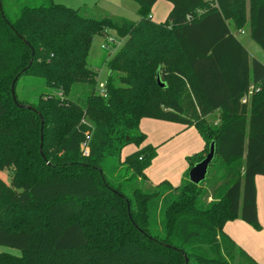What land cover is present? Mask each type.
Listing matches in <instances>:
<instances>
[{
    "label": "trees",
    "instance_id": "trees-1",
    "mask_svg": "<svg viewBox=\"0 0 264 264\" xmlns=\"http://www.w3.org/2000/svg\"><path fill=\"white\" fill-rule=\"evenodd\" d=\"M135 1L137 20L52 0L11 13L0 0V170L10 176L0 177V245L20 250L1 252L0 264H185L184 255L214 264L234 250L241 264H259L223 225L240 217L259 227L264 62L250 59L230 22L237 31L249 22L264 50V0H166L172 8L159 23L150 17L156 0ZM108 30L123 43L106 60L101 93L87 57ZM24 76L25 87L32 77L48 89L19 95ZM142 118L197 129L205 148L188 170L214 141L205 179L194 184L187 170L177 185L148 183L156 147L140 146ZM129 143L137 149L121 159Z\"/></svg>",
    "mask_w": 264,
    "mask_h": 264
},
{
    "label": "crops",
    "instance_id": "crops-1",
    "mask_svg": "<svg viewBox=\"0 0 264 264\" xmlns=\"http://www.w3.org/2000/svg\"><path fill=\"white\" fill-rule=\"evenodd\" d=\"M171 8L172 4L170 2L156 0L151 8V20L157 17L158 21L163 22V18L167 16L166 14ZM230 28L247 49L250 59L253 58L248 47L239 38L240 34H243L244 29H246L249 32L250 39H252L249 22L241 28L242 32L235 30L231 22ZM252 88L250 86L246 93L248 99L252 93ZM139 128L146 134V138L140 146L150 144L156 147L155 157L144 170L147 181L151 185H155L161 180H168L173 185L179 184L184 172L189 167L187 158L204 152L205 142L194 126L184 127L180 123L142 118ZM133 151H135V148ZM255 187L256 213L259 227H254L237 217L224 223L223 232L254 261L264 264V175L255 177ZM9 250V247L0 245V253L9 252Z\"/></svg>",
    "mask_w": 264,
    "mask_h": 264
},
{
    "label": "rangeland",
    "instance_id": "rangeland-1",
    "mask_svg": "<svg viewBox=\"0 0 264 264\" xmlns=\"http://www.w3.org/2000/svg\"><path fill=\"white\" fill-rule=\"evenodd\" d=\"M4 1L6 2L5 6L7 10L13 13L21 5L24 4L34 5L39 3H46L48 0H4ZM52 1L55 3L66 5L71 8H79L80 12L87 16H93L99 18L104 15H111L117 18L125 17L130 20L138 19V15H137L138 4L135 0H52ZM165 19L166 16L163 18L162 21H164ZM152 21L156 23L160 22L158 21L157 17L153 18ZM108 36L114 38V40L116 41V45H113L111 43L108 48L106 49L102 48L101 45L105 42V37L101 35H95L91 41V45L88 52L87 65L90 68L96 69L98 72L97 82L95 85L96 92H100L102 90L103 84L108 74L106 60L109 59L123 43V39L117 37L113 30H108ZM239 38L246 45V47H248L253 58H257L262 62H264V50L252 39H250L249 32L246 29H244L243 34H240ZM24 78L26 77L24 76L20 78L17 86V91L21 96L27 95L29 93L30 94L38 93L40 91H45L48 89L43 85L41 79L32 78V77H29L28 80L35 79L37 83L36 84L30 83L25 87ZM134 148L136 150L137 146L133 143H129L126 146H124L120 158L124 159L126 155L130 154L134 150ZM187 162H188V158H187ZM114 172H116V170ZM111 174H112L111 172H108V175ZM0 177L6 183L10 182V176L7 170H0ZM183 178H186L185 172L183 174ZM201 189L203 191L202 192L203 199L205 201H210L211 198L208 196L209 195L208 183H203ZM228 246L227 248H229ZM9 249H10L9 253L20 255L19 249L13 247H9ZM208 256L212 258H216L211 251L208 252ZM242 262H243V258L236 252V250H234L231 256L227 255V253L226 254L223 253L221 257L216 258V262L214 264H241Z\"/></svg>",
    "mask_w": 264,
    "mask_h": 264
},
{
    "label": "water",
    "instance_id": "water-1",
    "mask_svg": "<svg viewBox=\"0 0 264 264\" xmlns=\"http://www.w3.org/2000/svg\"><path fill=\"white\" fill-rule=\"evenodd\" d=\"M0 8H1V6H0ZM19 74H17L15 76V78L13 79V81L11 83V87H10L11 96H12V99L15 103H16V98H15V93H14V83H15L17 77L19 76ZM157 83L161 86L164 85L160 81L159 77H157ZM24 106L31 108V106H29V105H24ZM41 140H42V136H41ZM214 153H215V145H214V141H211L209 144V147H208V151L205 154V156L200 161L194 163L192 165V167L188 170L189 181L193 182L194 184H199L201 181H203L205 179L207 171H208V166L214 157ZM184 259H185V264H187L188 259L185 255H184Z\"/></svg>",
    "mask_w": 264,
    "mask_h": 264
},
{
    "label": "built area",
    "instance_id": "built-area-1",
    "mask_svg": "<svg viewBox=\"0 0 264 264\" xmlns=\"http://www.w3.org/2000/svg\"><path fill=\"white\" fill-rule=\"evenodd\" d=\"M239 31L242 32L241 29H240ZM111 43H112L113 45H116V41L114 40V38L111 37V36H107V37L105 38V42L101 45V47L106 49V48L109 47V45H110ZM100 92H101V93H104V90L102 89ZM246 99H247V96H245V97L243 98V101H246ZM83 147H84V153L86 154L87 151H88V150H87V147L84 146V145H83Z\"/></svg>",
    "mask_w": 264,
    "mask_h": 264
}]
</instances>
